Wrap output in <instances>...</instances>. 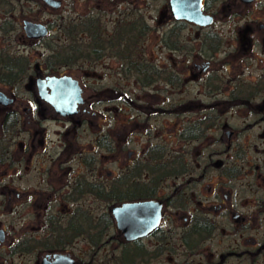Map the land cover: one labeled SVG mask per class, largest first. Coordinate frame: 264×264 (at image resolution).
<instances>
[{"label": "flooded vegetation", "instance_id": "flooded-vegetation-1", "mask_svg": "<svg viewBox=\"0 0 264 264\" xmlns=\"http://www.w3.org/2000/svg\"><path fill=\"white\" fill-rule=\"evenodd\" d=\"M201 13L208 25L177 21L170 12L169 28L106 29L109 42L96 58L89 46L93 60L45 67L94 69L112 61L109 69L124 82L100 94L121 101L123 119L106 118L108 128L97 132L95 142L98 92L84 77L36 76L24 99L5 93L11 103H0V264H47L55 255L82 264L66 247L94 241L92 204L99 185L125 192L127 199L111 207L162 204L153 234L127 242L118 231L123 244L139 249L137 264H264V0H203ZM64 40L67 47L72 42L66 35ZM52 76L77 81L81 101L74 112L59 114L38 93L36 80ZM119 124L123 169L106 185L94 180V147L104 141L116 153ZM29 179L35 183L20 188ZM147 190L153 198H131ZM247 192L253 211L246 215L239 204ZM175 216L183 217L180 224L164 229ZM208 229L212 234L205 238ZM255 229L258 237H244ZM216 236L219 248L212 250L207 245ZM120 255L107 258L108 264Z\"/></svg>", "mask_w": 264, "mask_h": 264}, {"label": "rangeland", "instance_id": "rangeland-1", "mask_svg": "<svg viewBox=\"0 0 264 264\" xmlns=\"http://www.w3.org/2000/svg\"><path fill=\"white\" fill-rule=\"evenodd\" d=\"M61 1L62 7L55 11L44 5L41 0H0V52L6 51L11 55L25 56L29 62L27 73L22 80L13 86L0 83V91L6 94H10V92L16 95L19 94L18 98L24 99L26 94L34 91L33 82H30V78L48 75L59 76L68 72H71L74 76L84 77L88 86L94 88V92H98V95H95L96 101L94 107L99 113L98 116L94 117L95 142L97 132H99V130L105 132L104 130L108 128L106 127L107 125H105V123H107L106 118L110 120L109 118L111 117L115 122L119 121L120 124L123 119L121 101L119 102L120 104H117L109 94H100V92L107 91V89L115 87L116 83L120 81L124 82V80L120 77L117 78L112 69H109V65L112 64L110 59L105 60L106 63L104 67L94 69L87 68V64H85L84 68L81 69L79 65L78 67L58 66L53 70H47L44 61L45 58L51 54L50 50L45 46L43 41L37 44V42L26 40L22 32L23 20L27 19L49 25L51 27L49 39H51L52 45L64 46L67 45L69 41L63 38L60 40L57 39L58 25L63 21H65V23L71 22L72 20L76 22L82 18L92 16L93 13L95 17L100 18L102 26L109 30L115 28L121 20L130 22L138 17H142L144 22L152 29L169 28L172 21L168 0H94V4L93 0ZM5 22L8 23L6 24ZM5 28H7L6 31H4ZM155 39L154 35L149 38L148 49H151ZM165 55L166 54L162 53L160 56L165 57ZM23 106H25V102H23ZM102 115H105V118L104 116L101 117ZM166 120L170 119L168 117L162 118L163 122ZM120 124L115 128V131L119 134L118 140L120 141L118 147H116L118 148L116 149V153H110L106 148L94 147V156L96 158V161H94V180L104 181L106 185H108L110 180L114 177L122 173L123 169L124 155L121 153L124 149V142L121 133L122 125L120 126ZM55 139L56 137L52 132L49 140L53 143ZM50 146L53 147V144H50ZM94 146H96V144H94ZM135 149L138 152L141 151V148L138 146L135 147ZM95 162H97L96 165ZM110 172H112V175L108 176ZM6 182L8 183L9 181L7 180ZM28 182L29 184H32V182L33 184L35 183V181H30V179L29 181L23 180L19 183L20 188L26 187ZM251 198L248 192L242 197L241 204H239L240 207L242 205V214L247 215L252 213L253 202ZM90 201L91 200L88 201L89 203H87V206H90ZM92 206L94 207V216L97 217L108 212L113 204H106L94 196V203ZM182 216L181 218L175 216L177 219L175 221L171 219L165 220L164 229L171 227L173 223L175 226L180 224L178 222H181ZM3 220H5V218ZM255 232L256 229L250 230L249 233L244 234V237L256 238L260 235V230L258 235H256ZM122 240L121 234L116 229L115 222L113 221V225L108 229L102 242L103 246L99 250L94 251V257H92L93 253L89 243L85 240H79L76 244L67 246L66 250L78 257L82 264H106L107 258L109 259L112 255H119L121 253L122 244L124 243ZM220 240L221 238L216 236L215 242L207 245V247L212 250L218 249L219 246L217 244ZM148 245H151V243ZM152 264H155V262Z\"/></svg>", "mask_w": 264, "mask_h": 264}, {"label": "trees", "instance_id": "trees-1", "mask_svg": "<svg viewBox=\"0 0 264 264\" xmlns=\"http://www.w3.org/2000/svg\"><path fill=\"white\" fill-rule=\"evenodd\" d=\"M6 24L8 22H5ZM117 29L120 31L123 29H148V25L144 22L142 17L134 18L130 22L119 21L116 25ZM107 28H104L100 22L99 17L94 16V20L91 16L82 18L78 21L72 20L71 22L65 23L61 22L58 25V35L57 39H64V36H67V39H71L72 42L68 47L65 46H55L52 45L50 36L38 41L37 44L44 42L45 46L50 50V53L44 61L45 67L52 69L54 66L67 61H77V60H93L91 49L89 46H94V58H96L97 53L100 51L99 47H104L103 45L107 44V36L104 34V31ZM4 30V29H3ZM5 28L4 31H6ZM74 34V35H73ZM94 39V40H93ZM86 46L88 49L79 50L77 47ZM101 54V53H100ZM99 56V55H98ZM29 62L25 56H15L7 53L6 51L0 52V83H3L7 86H13L20 82L22 78L27 73V66ZM108 145L106 142L101 143L102 148H106ZM139 194H141L139 196ZM94 196L106 203L112 204L114 202H121L126 198L125 192H107L106 189L99 185L94 187ZM153 198V194L150 193V190L145 192H136L131 198ZM113 225V219L110 215V212H105L100 216H94V241H91L92 244H89L91 251L94 254V251L99 250L103 246V240L105 235L108 232V229ZM197 233H200L201 230H196ZM85 233V232H84ZM212 229L204 231L203 237L207 238L211 236ZM189 236L190 234H184ZM62 246V245H61ZM60 244L52 243V248L61 247ZM124 248L121 250L120 257H115L113 260L114 264H137L139 262V249L130 248L128 244L122 245ZM94 256V255H93ZM92 256V257H93ZM110 260V263L112 262ZM109 262V261H108ZM106 262V264H108ZM109 263V264H110Z\"/></svg>", "mask_w": 264, "mask_h": 264}, {"label": "water", "instance_id": "water-1", "mask_svg": "<svg viewBox=\"0 0 264 264\" xmlns=\"http://www.w3.org/2000/svg\"><path fill=\"white\" fill-rule=\"evenodd\" d=\"M44 5L59 10L62 7L61 0H41ZM203 0H168L170 12L175 20H186L198 25H208L209 18L201 13ZM22 29L26 38L30 40H43L50 34L46 24L23 20ZM38 93L41 97L50 101L55 110L62 115L74 112L77 103H80L81 90L76 80L70 76L39 77L36 80ZM47 87L51 88V94H47ZM0 103L9 105L4 92L0 91ZM117 230L125 241H135L153 234L160 226L162 218V204L154 200L123 203L111 207L109 210ZM54 260L47 264H75L68 255H55Z\"/></svg>", "mask_w": 264, "mask_h": 264}]
</instances>
